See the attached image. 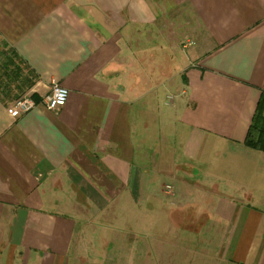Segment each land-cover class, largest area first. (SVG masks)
Masks as SVG:
<instances>
[{"label": "crops", "instance_id": "obj_1", "mask_svg": "<svg viewBox=\"0 0 264 264\" xmlns=\"http://www.w3.org/2000/svg\"><path fill=\"white\" fill-rule=\"evenodd\" d=\"M8 66L31 84L0 92V264H73L89 212L183 194L211 213L217 264H264V153L244 145L264 0H0L4 87ZM23 96L38 106L12 118Z\"/></svg>", "mask_w": 264, "mask_h": 264}, {"label": "rangeland", "instance_id": "obj_2", "mask_svg": "<svg viewBox=\"0 0 264 264\" xmlns=\"http://www.w3.org/2000/svg\"><path fill=\"white\" fill-rule=\"evenodd\" d=\"M187 41L183 46L193 44ZM3 72L0 68V75ZM21 81L10 83L7 89L0 80V92L10 95L16 85L22 86ZM167 101L164 98V104ZM184 197L183 194L173 200L170 206V199L164 198L167 204L156 205L155 201L152 206L147 205V196L143 203V196L131 200L121 195L116 204L127 205V209L110 203L89 212L77 227L72 263L217 264L218 235L209 217L211 213L199 210L200 204ZM128 200L136 201L138 206L131 207Z\"/></svg>", "mask_w": 264, "mask_h": 264}, {"label": "trees", "instance_id": "obj_3", "mask_svg": "<svg viewBox=\"0 0 264 264\" xmlns=\"http://www.w3.org/2000/svg\"><path fill=\"white\" fill-rule=\"evenodd\" d=\"M5 76L8 79V82H5V86H9L10 83H17L21 79L22 70L19 67H13L12 71H10L8 66ZM21 82L23 87L31 84V81L27 77L23 78ZM244 145L248 149L264 153V90L261 91L251 125L244 140Z\"/></svg>", "mask_w": 264, "mask_h": 264}, {"label": "built area", "instance_id": "obj_4", "mask_svg": "<svg viewBox=\"0 0 264 264\" xmlns=\"http://www.w3.org/2000/svg\"><path fill=\"white\" fill-rule=\"evenodd\" d=\"M69 97V91L66 88L61 87L58 84H54L51 90V94L46 96L41 105L44 106L50 112H58L67 103ZM171 100V98H169ZM38 104L30 97L23 96L14 101L9 107V115L12 118H19L32 110H34ZM170 189V187H168Z\"/></svg>", "mask_w": 264, "mask_h": 264}]
</instances>
